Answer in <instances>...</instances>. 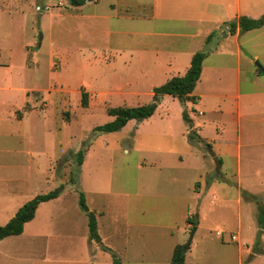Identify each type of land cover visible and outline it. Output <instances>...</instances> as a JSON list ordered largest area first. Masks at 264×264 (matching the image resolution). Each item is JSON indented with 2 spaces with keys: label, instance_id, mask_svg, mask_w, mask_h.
<instances>
[{
  "label": "rangeland",
  "instance_id": "obj_1",
  "mask_svg": "<svg viewBox=\"0 0 264 264\" xmlns=\"http://www.w3.org/2000/svg\"><path fill=\"white\" fill-rule=\"evenodd\" d=\"M240 1L243 16L264 15V0ZM222 13L216 0H89L79 7L69 0H0V226L35 196L61 188L56 199L39 204L22 234L0 241V255L12 256V264H82L90 256L87 242L94 241L85 236L82 243L88 234L82 194L97 234L118 251L121 264H164L166 236L173 231L178 238L188 213L186 200L170 190L199 184L205 192L207 177L222 186L216 193L226 201L191 206L188 215L201 229L187 264H236L240 248L246 264L252 261L246 248L264 252V230L254 241L258 206H264V154L253 175V136L264 138V26L241 33L239 62L231 38L217 49L185 36L148 34L188 32L194 27L183 20L201 15L202 28L213 31ZM189 47L207 53L193 91L201 105L164 95L150 118L130 120L116 132L94 131L112 120L108 108L146 105L155 87L184 76L192 57L179 64L166 52ZM255 62L261 75L253 76ZM207 146L221 162L219 173ZM153 235L156 260L149 250ZM203 235L208 249L196 247ZM64 245L71 256L61 259ZM106 257L90 264H106Z\"/></svg>",
  "mask_w": 264,
  "mask_h": 264
},
{
  "label": "trees",
  "instance_id": "obj_2",
  "mask_svg": "<svg viewBox=\"0 0 264 264\" xmlns=\"http://www.w3.org/2000/svg\"><path fill=\"white\" fill-rule=\"evenodd\" d=\"M87 1L89 0H69V3L72 6L79 7L84 5ZM263 26L264 15L257 19L240 16L223 23L219 30H215L210 33L205 39V45H208L210 43H215L216 45H218L225 37H227L228 35H233L237 29L240 33H243L260 29ZM206 55L207 53L204 50L196 52L192 56L190 66L188 67L184 76L172 77L163 85L155 87L153 89L151 102H149L148 104L137 107L108 108L106 110V114L108 115V117H111L112 120L94 127V131L96 133L116 132L122 129L130 120H143L150 118L154 114L158 104L161 101L162 96L164 95L176 98L181 103L190 101L191 103L196 104L197 102L195 96L193 95V91L200 78L202 63L206 58ZM258 73L261 75L263 72L258 69ZM86 98L87 94L82 93V106H86ZM183 118L185 119L187 124L191 125V120L188 118L186 112H183ZM82 161L83 152H79L77 162L79 165H81ZM60 191L61 188H58L50 193L37 195L33 199L22 205L15 213V215L5 225L0 226V241L7 237L20 235L23 232L24 225L34 218L35 211L38 205L40 203L56 199L59 196ZM78 197L79 209L86 216L88 221L87 226L89 240H94L96 243L100 244V248L111 255L112 264H120V260L117 258V255L109 248L101 245L100 237L97 234L96 215L93 211H90L88 209L83 195L79 194ZM258 207V213L256 215V224L258 231L256 234L255 243H258L262 234V230H264V206L259 205ZM186 221L191 225V227H194L196 225L194 220H192L190 217L187 218ZM185 247L186 244L175 246L169 264H184Z\"/></svg>",
  "mask_w": 264,
  "mask_h": 264
},
{
  "label": "crops",
  "instance_id": "obj_3",
  "mask_svg": "<svg viewBox=\"0 0 264 264\" xmlns=\"http://www.w3.org/2000/svg\"><path fill=\"white\" fill-rule=\"evenodd\" d=\"M216 3H218L222 8H223V13L222 15H220V17H216V21L220 20L219 21V26L217 27V29L215 30H219V28L222 26L223 23L225 22H228L230 20H233L237 17H240V16H243L242 15V6H241V1L240 0H216ZM154 13L156 11V7L153 6L152 7ZM202 16V15H201ZM201 16L197 19H194V20H183V21H186L188 23H190L191 27H194V28H190V31L188 32H182V33H170L169 31H153V32H149L148 34H153L155 36H175V37H181V36H185V37H188V38H191L192 40H194L195 42H200V40L202 41L203 45L205 43V39L207 38V36L215 31V30H210L208 28H202L203 26L202 23H204L203 19L201 18ZM245 16V15H244ZM246 16H250V18H254L255 19V15H251L250 14H246ZM162 17V16H161ZM172 21V20H171ZM260 30V29H259ZM253 31H256V30H253ZM175 34V35H174ZM241 33L238 31V29L235 31V33L233 35H228L227 37H225L217 46L216 48H222L223 46V42H225L228 38H231L233 39V43H234V53L233 55L235 56L237 62H239V60L241 59V51H240V44L237 42L239 40V37H240ZM162 47V46H160ZM165 47H171V46H165ZM168 49V48H167ZM221 50V49H220ZM197 52V49L195 48H192V47H189V48H186V49H182V50H173V49H168L166 54H168V57L170 58V60H172V62H178L179 64H189L188 61L191 59V57ZM229 54V53H228ZM207 57V56H206ZM257 59V56L256 55H253L251 57V61L254 62V60ZM257 65L258 63L255 62ZM187 66V65H186ZM189 67V66H188ZM188 67H186V71L188 69ZM258 66L253 68V76H257V75H260L258 73ZM262 72H263V69L261 68L260 69ZM204 71H205V65L202 64V69H201V75H200V78L203 77V74H204ZM174 77V76H173ZM172 78V77H171ZM199 78V80H200ZM169 80V79H168ZM196 87L197 85L195 86V89L196 90ZM258 93H255L253 92V97L256 96ZM194 95V93H193ZM195 96V95H194ZM202 97L204 95H201ZM196 102L198 105H201V101L200 99H198L199 97H196ZM197 112V111H196ZM192 128H195V125L194 123L192 122ZM200 128V127H199ZM253 128H255L254 124H253ZM254 132V131H253ZM255 133H257L255 131ZM221 134V133H220ZM254 135V133H253ZM216 142V140H211V142ZM218 142H221L222 139L221 138H218L217 139ZM205 144H208L209 141L208 140H204ZM234 143V142H233ZM235 144H236V147L235 148V152L236 153H233L236 155V158L240 155V150H241V144L239 142V139H237V141H235ZM264 147V138L263 139H258V137H254L253 136V175H257V165L255 163V161H257V159L259 157H261V154H264V148L263 149H260V147ZM224 153V152H223ZM218 154V153H217ZM219 156V155H218ZM221 167H222V164H221ZM208 176V175H207ZM176 181V180H174ZM175 183V182H174ZM222 186L218 184V182L216 181H211L209 179V177H207V180L205 182V189L206 191L203 192L202 189H201V185H193L191 186L190 188L188 186L184 187L185 190L182 188L181 190L179 191H176L175 189L176 188H172V190H170V192H172V197H178V199H181L180 200V203L182 200H186L185 201V208L188 210V213L189 211L191 210V206L192 205H196L197 203H202L204 201H209V204L210 205H215L216 203H225L226 200H224V197H220L216 191H218ZM171 188V187H170ZM239 193V192H238ZM178 194V195H177ZM174 195V196H173ZM239 195H241V191L239 193ZM239 195L237 197V201L239 200ZM172 197H170L171 199H173ZM187 200H189L187 202ZM53 201V200H52ZM192 201L194 203H192ZM187 202V203H186ZM197 202V203H196ZM39 206V205H38ZM217 206V204H216ZM38 209V207H37ZM36 209V211H37ZM35 211V213H36ZM91 211V210H90ZM200 212V211H199ZM185 215L184 218H183V225L181 228H176L177 231H180V232H177V236L178 238L174 239L175 237V232L173 231H170L168 232V236H166V240H165V249H164V260H163V263L164 264H169L170 262V259H171V255H172V252H173V249L175 248V246L177 245H184V241H181L184 239V235L185 234H188L191 230V225L186 221L187 218H189L190 216L188 215ZM35 217V216H34ZM34 219V218H33ZM32 219V220H33ZM31 220V221H32ZM88 223V221H87ZM27 224V223H26ZM25 224V225H26ZM257 225V224H256ZM139 226V225H138ZM98 228V227H97ZM87 229H88V226H87ZM201 229V226H199V224L197 225L196 224V230H195V233L193 235V238L194 236L196 235V233L198 232V230ZM23 233V232H22ZM21 233V234H22ZM84 234H86V232H84ZM257 234V233H256ZM256 234H255V237H254V241L256 240ZM167 235V234H166ZM217 235V234H216ZM88 238V241H89V236L88 234L87 235H84V237L82 238V243L85 241L84 238ZM235 236V235H234ZM100 237V236H99ZM5 239V238H4ZM127 239V238H126ZM130 238L128 237L127 240H129ZM207 238H205V236H201L200 237V241L199 242H196V247L199 245V243L201 245H204L206 244V247L207 249L209 247H211L208 242L206 241ZM219 240L221 241V243L223 245L229 243V241L227 240H221L219 238ZM253 241V240H252ZM261 241V236H260V239L258 242ZM91 242V241H90ZM100 242H101V245L109 248L108 246L104 245L103 243V240L100 238ZM157 242H159L157 239H156V235H153L150 237V248L149 250L151 251L152 255L151 257H153L155 260L157 259L156 258V252L158 251V245H157ZM192 243V242H191ZM190 243V246L188 247L187 251L185 252V259H184V264H187V257L188 255H190V251H191V246L192 244ZM257 243V242H256ZM264 243V242H263ZM88 248H90L89 251V254L90 256H86L85 258H83V261H82V264H90L91 261H96L98 260V255H101V254H107L108 257H106V259L102 258V261L103 263H106V264H112V257L111 255L108 253V252H105L103 251L101 248H100V244L96 243L95 241H93V245H90V243H88ZM112 252H118L117 250H114L113 248H109ZM126 249V246L123 248V251H125ZM59 250V258L62 259V257L64 256H71L69 254L70 251L68 249V245H64L63 247L60 246L58 248ZM206 250V249H205ZM264 250V249H263ZM239 252V255H238V259H237V263L236 264H245V261L244 259L242 258V252L243 250L240 248L238 250ZM246 253L249 254V257L248 259L252 258V261H249V260H246V264H253V261L255 258L257 257H260V258H263L264 259V252L261 253V254H254L249 252L248 251V248H246ZM116 254V253H115ZM117 255V254H116ZM253 256H254V259H253ZM102 257V256H101ZM118 257V256H117ZM66 261V260H65ZM65 261H63L65 263ZM0 264H12V256L10 255H0ZM121 264V262H120Z\"/></svg>",
  "mask_w": 264,
  "mask_h": 264
},
{
  "label": "water",
  "instance_id": "obj_4",
  "mask_svg": "<svg viewBox=\"0 0 264 264\" xmlns=\"http://www.w3.org/2000/svg\"><path fill=\"white\" fill-rule=\"evenodd\" d=\"M257 66H258V68L261 69V67L258 64H257ZM206 150H207L208 154L211 156L213 162L215 163L216 172L219 173V170H220V162H219L218 158L216 157L215 153L211 150L210 147L207 146L206 147ZM195 230H196V227H192L191 228V231H190V234H189V238H188V241H187L186 248H185L184 252L187 251V249L189 247V244L191 242V239H192V237H193V235L195 233Z\"/></svg>",
  "mask_w": 264,
  "mask_h": 264
},
{
  "label": "built area",
  "instance_id": "obj_5",
  "mask_svg": "<svg viewBox=\"0 0 264 264\" xmlns=\"http://www.w3.org/2000/svg\"><path fill=\"white\" fill-rule=\"evenodd\" d=\"M218 235L220 236V233H218ZM230 241L236 243V242H238V239L236 238V236L232 235V236L230 237Z\"/></svg>",
  "mask_w": 264,
  "mask_h": 264
}]
</instances>
